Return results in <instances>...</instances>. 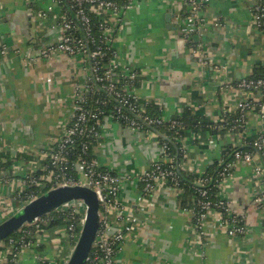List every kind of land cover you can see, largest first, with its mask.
I'll return each mask as SVG.
<instances>
[{
  "label": "crops",
  "instance_id": "1",
  "mask_svg": "<svg viewBox=\"0 0 264 264\" xmlns=\"http://www.w3.org/2000/svg\"><path fill=\"white\" fill-rule=\"evenodd\" d=\"M255 2L206 0L199 12L204 20L196 35L205 46L207 64L203 66L191 59L177 36L175 24L184 13L183 0H135L122 14L113 47L123 63L144 73L139 94L157 99L165 120L187 114L211 124L234 116L238 103H258L257 94L235 88L238 80L263 66L264 34L251 20ZM49 3L0 0V221L17 208L20 201L14 197L23 189L22 178L38 171L44 162L39 152L59 139L72 113L74 93L88 85V71L67 55L57 52L40 57L41 46L55 42L59 35L51 23L39 25L37 13ZM167 14H171V30L166 28ZM151 69L154 76H147ZM258 133L264 134V114L256 109L247 113L245 126L238 131L209 133L198 127L186 131L181 143L188 159L182 173L198 177L223 158L227 149L245 148ZM102 135L93 155L122 176L138 175L160 156L158 141H145L112 121L103 123ZM7 158L9 166L5 165ZM253 161L264 163V146ZM261 190L250 164L235 165L222 193L242 218L247 235L227 237L215 216H210L205 220L206 235L199 240L188 209L178 207L177 195L169 186L161 184L145 196L139 185L125 184L118 201L128 211L140 209L136 212L139 231L116 260L118 264H264V210L254 203ZM58 245L55 241L50 247L54 251ZM48 248L44 253L55 257ZM64 249L59 264L69 254L70 249ZM18 261L38 264L31 249L23 250Z\"/></svg>",
  "mask_w": 264,
  "mask_h": 264
},
{
  "label": "built area",
  "instance_id": "2",
  "mask_svg": "<svg viewBox=\"0 0 264 264\" xmlns=\"http://www.w3.org/2000/svg\"><path fill=\"white\" fill-rule=\"evenodd\" d=\"M183 1L185 10L180 18L177 36L186 44L191 59L203 66L207 64L205 46L196 39V35L202 27L204 19L199 12L206 0ZM134 3L135 0H50L46 9H41L37 13L41 27L51 23L49 24L51 28L56 27L59 30L55 42L44 43L41 46L40 57L48 58L60 52L88 71V85L85 90L74 93L72 113L64 123L59 139L38 154L45 162L38 171L44 172L42 180L50 184L49 189L65 185H84L93 189L100 197L99 228L86 264H118L117 254L139 231L136 212L140 209L128 211L125 205L118 201V195L125 184L139 185L145 196L153 194L157 187L163 184L169 186L179 196L182 192L181 182L187 176L181 170L188 159V154L181 143L182 137L178 140L179 153L175 156L169 152L166 142L169 138L157 129L168 123L169 129L177 127L180 130L183 127L181 122L174 119L165 120L161 115L156 116L146 111L149 104H154L161 112L162 106L157 99L144 98L139 94L143 72L132 64L123 63L118 51L113 47L115 33L122 23V14L130 10ZM250 11L252 24L264 34V4L261 0H256ZM50 18L52 21H49ZM153 73V69L147 70L146 75L154 76ZM235 88L257 94L258 103L252 104L250 101L238 103L235 117L213 122L211 130L238 131L244 128L249 111L256 109L264 114V77L242 78L236 82ZM105 121H114L145 141H158L161 150L158 159L150 161L145 170L138 175L126 177L102 165L93 155V150L92 157H83L89 154L91 143L95 142L96 145L101 140ZM246 145L252 147V150H242L239 146H233L229 159L223 156L219 160L220 167L216 176L210 177L205 169L191 184L195 201L188 212L199 240L206 235L205 220L210 216H215L227 237L243 238L247 235L242 218L232 211L222 193L225 183L238 163L250 164L254 178L262 184L261 193L254 199V203L258 209L264 210V163L253 161L254 155H260L262 152L264 134L258 133L255 139L246 142L245 147ZM76 148L80 154L77 160L70 164L68 153ZM71 170L76 173V178L71 177ZM24 177L34 185H39L32 174H26ZM22 182L24 189L26 183L23 180ZM35 196L30 195L23 203H27ZM84 214L82 203L75 201L38 220L41 225H45L61 215L67 222L65 227L54 228L51 231L41 230V233L38 230L34 232L36 238L34 246L41 244L44 248L49 247V251H53L50 247L51 241H57L59 244L54 248L55 257L52 258L44 251L34 252L38 264H59L60 253L65 250L64 248L71 249L74 245ZM76 215L79 220L74 223L73 218ZM30 226H23L19 231L29 233L27 228ZM44 239H48V242L43 243ZM22 247V251L30 249L29 244ZM9 251L0 253V264H19L20 253L10 256Z\"/></svg>",
  "mask_w": 264,
  "mask_h": 264
},
{
  "label": "trees",
  "instance_id": "3",
  "mask_svg": "<svg viewBox=\"0 0 264 264\" xmlns=\"http://www.w3.org/2000/svg\"><path fill=\"white\" fill-rule=\"evenodd\" d=\"M261 3L264 4V0H261ZM260 78V77H264V67L262 66L260 70H257L255 73L253 72V74H251L250 76H247V78ZM146 111L149 114H153L156 116H160L161 115V111H159L158 107H156L154 104H149L146 107ZM231 117V118H230ZM235 115L229 116L230 119L234 118ZM174 120H177L178 122H181L182 124V128L180 130H178L177 127L173 128V129H169V124L166 123L163 125V127H158V131H160L162 134H164L165 136H167L169 139H167V145L169 147V152L173 155H177L178 152V138H180L181 136L185 135V132L193 129L195 127H198L202 130L208 131L209 133H216V131H213L210 129L211 124L206 123L204 120H202L201 118L197 119V118H189L187 117V114H182V115H178L176 117L173 118ZM114 122V121H112ZM116 123V122H114ZM117 124V123H116ZM95 142L91 143L89 146V154L87 156H83V157H87L90 158V156L92 157V150ZM252 150V147H250L249 145H246L245 148H242V150ZM90 151H91V155H90ZM232 152V148L227 149V151H225L224 153V157L226 159H229V155ZM80 154L79 149L76 148L75 150H72L71 152L68 153V159H69V163L72 164V162L77 160L78 155ZM29 159V158H28ZM7 162H5L6 166H9V164L11 163L10 158L6 159ZM43 164H45V162H43L41 165L43 166ZM219 161L213 162L211 165H209L206 168V172L207 174H209L210 177H214L216 176L218 170H219ZM72 171V170H71ZM44 172L43 171H35L32 173V177L34 178V180L36 182H38L39 185H41V187L39 185H34L33 183H31L28 179H26L25 177L22 178V180L26 183L25 184V188L22 189L20 192H18L15 195V199L24 202L27 200L28 197H30V195H39L45 191H47L50 188V184L44 182L42 180ZM71 177L76 178V173L74 171H72ZM195 176H186L184 177L182 183V192L180 193L179 196H177V205L180 209H190L193 207L194 205V201H195V194H194V190L192 188V182L195 179ZM59 217L56 218L54 221H50L47 224H42L41 222H38L34 225H31L29 228H27L29 233H24L22 231H17L14 232L13 234H11L10 236H8L5 240H3L0 243V253L10 249V256L12 254H18L21 253L22 251V246H24L25 244H29L30 245V249L32 251H34L35 253H41L44 250V246H42L41 244H38L37 246H34L36 244V238L34 237V232L36 230H38L41 233V230H45V231H51L54 228H59V227H65L67 226V222L63 219V217L61 215H58ZM74 223H77L79 220L78 215L74 216L73 218ZM48 242V239H44L43 243ZM54 241H51V244ZM13 247V248H10ZM9 256V257H10Z\"/></svg>",
  "mask_w": 264,
  "mask_h": 264
},
{
  "label": "water",
  "instance_id": "4",
  "mask_svg": "<svg viewBox=\"0 0 264 264\" xmlns=\"http://www.w3.org/2000/svg\"><path fill=\"white\" fill-rule=\"evenodd\" d=\"M170 17L171 14L165 16L168 30L174 28ZM175 25V29L179 28L178 22ZM75 201L82 203L85 214L76 241L60 264H86L99 228L101 200L93 189L84 185L57 186L17 207L0 222V243L23 226L34 225L41 217Z\"/></svg>",
  "mask_w": 264,
  "mask_h": 264
},
{
  "label": "rangeland",
  "instance_id": "5",
  "mask_svg": "<svg viewBox=\"0 0 264 264\" xmlns=\"http://www.w3.org/2000/svg\"><path fill=\"white\" fill-rule=\"evenodd\" d=\"M167 66L165 65V68H166ZM139 70H140V68H138ZM167 71H169V70H167ZM174 72H176V71H174ZM257 135V134H256ZM32 174V173H31ZM19 201V200H18ZM22 204H24L23 202H19L18 203V205H17V202H16V204H14V206H16L17 205V207H19L20 205H22ZM16 209V208H15ZM1 222V221H0ZM61 258V257H60Z\"/></svg>",
  "mask_w": 264,
  "mask_h": 264
}]
</instances>
